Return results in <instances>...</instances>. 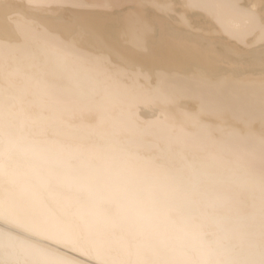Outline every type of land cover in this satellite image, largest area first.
<instances>
[{
  "label": "clouds",
  "instance_id": "1",
  "mask_svg": "<svg viewBox=\"0 0 264 264\" xmlns=\"http://www.w3.org/2000/svg\"><path fill=\"white\" fill-rule=\"evenodd\" d=\"M70 49L0 28V264H264V137L257 154L172 117L146 149L112 114L113 77Z\"/></svg>",
  "mask_w": 264,
  "mask_h": 264
},
{
  "label": "bare ground",
  "instance_id": "2",
  "mask_svg": "<svg viewBox=\"0 0 264 264\" xmlns=\"http://www.w3.org/2000/svg\"><path fill=\"white\" fill-rule=\"evenodd\" d=\"M124 1L130 4L108 12L115 6L109 0L100 6L5 0L0 28L13 38L47 33L70 40L69 55L83 58L87 71L113 77L112 114L146 149L176 135L172 117L190 121L188 134L219 135L216 128L224 126L241 148H260L264 119L262 125L255 120L264 116V0H189L188 7L185 0ZM177 13L184 14L183 25ZM65 254L79 259L77 250Z\"/></svg>",
  "mask_w": 264,
  "mask_h": 264
},
{
  "label": "rangeland",
  "instance_id": "3",
  "mask_svg": "<svg viewBox=\"0 0 264 264\" xmlns=\"http://www.w3.org/2000/svg\"><path fill=\"white\" fill-rule=\"evenodd\" d=\"M86 1H87V3L91 4V3L89 2V0H86ZM90 1H92L93 3L96 2L98 5H99V4L101 5V3H102L104 0H103V1L99 0L100 2H99L98 0H96V1H95V0H90ZM109 1H110V2L112 1L113 4H114L115 6H112L113 8L111 7V10L108 11V12H112V11H114V8H115V7H117L116 10H121V9L125 8L128 4H130V3H127V2L124 1V0H121V2H120V0H119V1H116V2H115L114 0H109ZM123 2L126 3L125 7H124V6L122 7V5H124ZM103 3H104V2H103ZM116 3H118V4L116 5ZM120 4H122V5H120ZM133 4H134V2H133ZM100 5H99V6H100ZM136 6H137V5H136ZM121 7H122V8H121ZM137 7H138V6H137ZM70 8H72V7H70ZM118 8H119V9H118ZM75 9H77V10H79V11H82V12H85V11L88 10L87 7H86V10H85L84 8H82V7H80V8H75ZM83 9H84L85 11H84ZM88 12H92V9H91V10L89 9ZM105 12H107V10H106ZM232 106H233V105H232ZM235 106H236V105H235ZM232 108H233V107H232ZM235 108H236V107H235ZM235 108H233V109H235ZM229 109H230V108H229ZM253 109H254V108H253ZM246 111L248 112V110H246ZM251 112H252V111H251ZM263 112H264V111H263ZM263 112H261V113H263ZM210 113H211V115L214 114V112H210ZM228 113H229L228 110H226V114H228ZM261 113H260V114H261ZM224 114H225V113H224ZM245 114H246V113H245ZM258 116H260V115H257V117H258ZM211 117H212V116H211ZM241 117H246V116H241ZM263 117H264V116H263V114H262L260 118H256L258 121L255 120V122H256L257 124H261V125H262V123H261L262 121H261V120L264 119ZM233 120H235V119H233ZM236 120H237V119H236ZM260 121H261V122H260ZM263 121H264V120H263ZM255 122H253V124H254ZM259 122H260V123H259ZM263 123H264V122H263ZM257 124H255V125L257 126ZM243 125H245V124H243ZM243 125H242V126H243ZM261 125H260V126H261ZM263 125H264V124H263ZM263 125H262V128H264ZM245 126L248 127V124L245 125ZM245 126H244V128H246ZM252 126H253V125H252V123H251V127H252ZM258 126H259V125H258ZM240 127H241V125H240ZM242 128H243V127H242ZM247 129H248V128H247ZM256 150L259 151L260 148L258 147V149H256Z\"/></svg>",
  "mask_w": 264,
  "mask_h": 264
}]
</instances>
